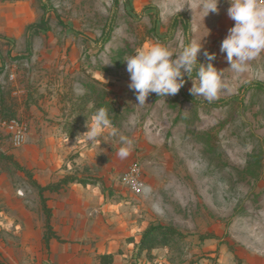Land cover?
Wrapping results in <instances>:
<instances>
[{
  "label": "rangeland",
  "instance_id": "obj_1",
  "mask_svg": "<svg viewBox=\"0 0 264 264\" xmlns=\"http://www.w3.org/2000/svg\"><path fill=\"white\" fill-rule=\"evenodd\" d=\"M50 1L45 24L38 0H21L24 18L13 24L19 32L0 33V115L30 125L20 148L0 130V264H50L33 179L48 186L65 178L85 183L45 195L66 241L59 247L80 253L76 263L101 264L100 254L115 253L120 264H264V89L246 88L264 84V51L243 71L230 67L220 51L235 24L225 1L218 2L225 16L210 25L216 12L204 17L201 0H121L103 48L115 0ZM190 21L191 43H202L198 62L208 63L205 49L215 53L211 63L225 87L212 102L193 96L194 71L176 95L152 93L137 104L125 59L157 43L179 53ZM32 24L42 28L30 52L25 32ZM91 86L96 92L86 95ZM98 93L116 108L118 134L106 129L92 143L84 133ZM121 135L132 142L124 159L117 155ZM256 153H263L262 168L253 177L247 169ZM136 160L146 184L134 194L120 179ZM159 224L176 231L171 242L151 260L135 258L130 239L139 242Z\"/></svg>",
  "mask_w": 264,
  "mask_h": 264
},
{
  "label": "clouds",
  "instance_id": "obj_2",
  "mask_svg": "<svg viewBox=\"0 0 264 264\" xmlns=\"http://www.w3.org/2000/svg\"><path fill=\"white\" fill-rule=\"evenodd\" d=\"M219 0H201L200 10L204 17L210 12H218ZM228 16L235 21L228 30V35L221 42L220 51L226 54L230 67L243 71L247 63L264 51V4L258 0H230ZM202 43H189L179 53H174L168 47L159 43L147 50L138 49L135 55L125 59L126 71L130 76L128 85L136 94L137 104H145L152 93L160 96L176 95L183 87L187 74L192 78L195 71L199 84L194 82L190 93L203 97L212 102L219 91L225 87L222 81V71H217L211 61L216 54L203 51L207 64L198 62ZM175 55V59L173 56ZM194 81V80H193ZM91 124L87 122L88 130L84 133L92 143H98L106 129L111 128L110 134L116 136L118 130L112 127L109 112L101 107L93 114ZM123 146L117 155L124 159L131 151L132 142L125 136H120Z\"/></svg>",
  "mask_w": 264,
  "mask_h": 264
},
{
  "label": "trees",
  "instance_id": "obj_3",
  "mask_svg": "<svg viewBox=\"0 0 264 264\" xmlns=\"http://www.w3.org/2000/svg\"><path fill=\"white\" fill-rule=\"evenodd\" d=\"M5 1V0H4ZM40 7L43 9L44 13L41 19V22L45 24L47 21V14L50 10L49 4L51 3L50 0H38ZM121 0H115L114 5L111 9V15L109 17L108 23L104 28L102 37L100 39V46L101 48L107 46L111 40H112V33L114 32L115 29V24H116V16H117V11L119 8ZM182 13L177 14L174 16L173 23H172V33L175 31L176 27L174 26L175 23L177 22L178 18L182 17ZM191 26L192 22L190 21L189 25L186 26L185 28V46L189 43H191ZM42 27H38L37 25H29L27 28V45L28 49L30 52L32 51L33 47V35L36 34L38 31H40ZM47 30V29H46ZM194 77V75H192ZM186 79H191V77H187ZM256 87L259 89H264V84L261 82H254L250 83L247 85L246 88H252ZM89 91L86 93V95L92 96L96 92V88L94 86L88 87ZM183 90V87H182ZM102 93V92H101ZM101 93H98L97 95V108H105L109 112V118L112 121V125L115 124V119H117L118 113H116V108L109 103V101H106V98ZM185 94V93H184ZM85 95V97H86ZM185 97L188 98L189 100L200 103L202 101L195 100L189 95L185 94ZM113 114V115H112ZM1 119H13L12 118H7L4 116L0 115ZM252 162H250V165L247 169L248 174H250L253 177L259 176L258 171L261 170L262 168V158H263V153H256L252 155ZM28 176L32 178L31 173H28ZM82 182L83 184L85 183L84 181L80 180H75L73 179H63L60 182L50 184L48 186H42L39 184L36 180L33 179L34 185L38 189L40 201L42 204L43 211L46 216V224H45V231L43 234V244L45 249L49 252L50 251V245L52 240H57L62 242V238L58 235V233L55 231L54 226L52 224V208L48 204V198L46 197V192H60L62 189L66 187L70 182ZM176 231L171 228V227H166L161 224L159 225H151L149 228H147L140 241L135 242L133 239H130V243H134V257L139 259L143 253H145L146 257L148 260H151L153 257L152 252L159 248L161 245H167L171 242L173 234H175ZM99 261L101 264H114L115 261V256L112 253L109 254H100L99 255Z\"/></svg>",
  "mask_w": 264,
  "mask_h": 264
},
{
  "label": "crops",
  "instance_id": "obj_4",
  "mask_svg": "<svg viewBox=\"0 0 264 264\" xmlns=\"http://www.w3.org/2000/svg\"><path fill=\"white\" fill-rule=\"evenodd\" d=\"M20 1L21 0H5V1L0 0V33L7 34L8 36L12 35V37L13 36L15 37L17 35V32H19L16 30L18 28L14 26L13 24L17 21L18 25H20L24 18L23 11L21 9L17 10V8L22 5V3L19 4ZM224 1L225 2L229 1V2L223 3V8H226L228 10V8L231 6L230 0H224ZM219 5L220 4H218V7ZM223 8L218 9V12H216V16L213 17L212 19L210 16L209 20H207V23H209L210 25L211 23L219 24L222 19L221 16L222 17L225 16L224 15L225 9ZM210 14L211 12L208 15ZM25 33H27V30ZM67 139H73V138L68 137ZM52 242H51L52 249L50 245V251L48 252V254H50V260H51L50 264H79V263H76V258L80 256V253L72 254V252L66 247H64L63 249L59 247L60 243L66 242L64 239L62 240V242L57 241V240H52ZM104 254H107V253H104ZM113 254L115 256L114 264H120L119 261L116 259V254L115 253ZM43 264H49V263H43Z\"/></svg>",
  "mask_w": 264,
  "mask_h": 264
},
{
  "label": "built area",
  "instance_id": "obj_5",
  "mask_svg": "<svg viewBox=\"0 0 264 264\" xmlns=\"http://www.w3.org/2000/svg\"><path fill=\"white\" fill-rule=\"evenodd\" d=\"M258 2L264 4V0H258ZM0 130L6 131L12 145L16 148H20L27 140L30 125L28 122L19 118L10 120L0 118ZM121 175L120 180L122 184L134 194L140 193L146 184L144 171L138 160L131 162Z\"/></svg>",
  "mask_w": 264,
  "mask_h": 264
}]
</instances>
